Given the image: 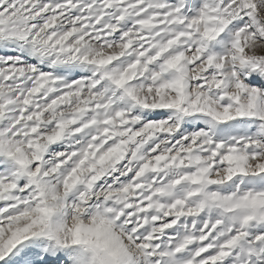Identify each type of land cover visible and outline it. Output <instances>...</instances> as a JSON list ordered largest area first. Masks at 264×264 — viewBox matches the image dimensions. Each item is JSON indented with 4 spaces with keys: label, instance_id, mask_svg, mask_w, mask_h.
<instances>
[{
    "label": "snow or ice",
    "instance_id": "obj_1",
    "mask_svg": "<svg viewBox=\"0 0 264 264\" xmlns=\"http://www.w3.org/2000/svg\"><path fill=\"white\" fill-rule=\"evenodd\" d=\"M0 264H264V0H0Z\"/></svg>",
    "mask_w": 264,
    "mask_h": 264
}]
</instances>
